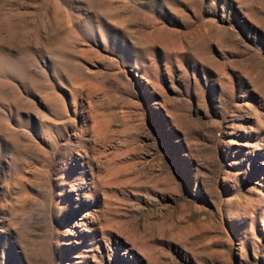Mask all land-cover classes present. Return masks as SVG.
Here are the masks:
<instances>
[{"label":"rangeland","instance_id":"obj_1","mask_svg":"<svg viewBox=\"0 0 264 264\" xmlns=\"http://www.w3.org/2000/svg\"><path fill=\"white\" fill-rule=\"evenodd\" d=\"M0 264H264V0H0Z\"/></svg>","mask_w":264,"mask_h":264}]
</instances>
